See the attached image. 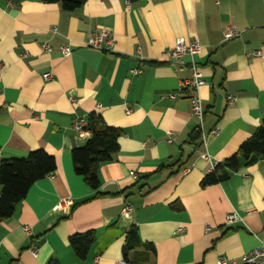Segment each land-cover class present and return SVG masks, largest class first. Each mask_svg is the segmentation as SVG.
<instances>
[{"label":"crops","instance_id":"0c3cea01","mask_svg":"<svg viewBox=\"0 0 264 264\" xmlns=\"http://www.w3.org/2000/svg\"><path fill=\"white\" fill-rule=\"evenodd\" d=\"M229 28L239 35L226 41ZM102 29L111 43L86 47ZM178 38L201 46L194 58L205 82L197 90L201 122L190 90L166 97L190 75L167 56ZM91 112L122 130L118 152L98 170L96 197L71 162L90 138L72 124ZM263 120L264 0H87L71 13L39 0H0V162L42 150L56 166L0 222V264H118L131 225L154 248L149 264H244L264 231V159L221 183L200 182ZM160 165L140 191L128 190ZM229 213L241 220L227 225ZM87 232L95 243L79 261L68 239Z\"/></svg>","mask_w":264,"mask_h":264},{"label":"trees","instance_id":"16d2710c","mask_svg":"<svg viewBox=\"0 0 264 264\" xmlns=\"http://www.w3.org/2000/svg\"><path fill=\"white\" fill-rule=\"evenodd\" d=\"M43 4H57L63 12H73L79 9L87 0H39ZM186 92V91H185ZM84 130L90 134L83 147L75 148L71 152V162L75 175L99 196L100 181L98 170L101 165L113 160L118 152V139L122 130L105 124L100 114L91 112L85 118ZM201 133L197 129L189 136V143L200 145ZM264 159V120L259 128L244 141L233 156L217 163L210 173L200 182L201 187L215 185L227 180L233 173L246 169ZM165 168L158 169L140 178L128 190L137 188L140 182ZM55 160L42 150L28 153L25 158L9 159L0 162V222L10 218L16 206L25 199L31 186L53 175ZM127 190H124L125 192ZM69 247L79 261H85L91 247L95 243V234L87 232L75 234L68 239ZM154 253L152 245L142 243L138 237L137 227L131 225L124 233L122 249L123 261L128 264H149V255ZM48 264H56L49 262Z\"/></svg>","mask_w":264,"mask_h":264},{"label":"built area","instance_id":"2783aa9c","mask_svg":"<svg viewBox=\"0 0 264 264\" xmlns=\"http://www.w3.org/2000/svg\"><path fill=\"white\" fill-rule=\"evenodd\" d=\"M238 33L233 29L229 28L224 33V40H231L233 38L238 37ZM106 41L108 44L111 43V38L109 36V32L107 30H100L93 34L90 38H88L85 42V46L88 48H93L96 50H103V43ZM48 46L44 45L43 49H47ZM201 51V46L197 42H187L183 38H178L175 43L173 49L167 53L168 58L170 59L172 65L175 68H181L187 66L189 70V78L185 81L179 83L177 87L176 93L167 94L166 97L169 100H174L178 96L183 95L185 90H190L191 96L189 97L190 105H191V114L199 120L202 121L204 110L202 107V102L199 96L197 95V90L199 87L205 84L201 73L199 72L198 66L194 60L195 56H197ZM60 54L63 57H69L71 54L70 46H62L60 48ZM187 60V61H186ZM134 75L140 73V70L132 71ZM44 80H49L51 78L50 74H44ZM86 123L83 119L75 120L72 124V129L74 132L82 136ZM213 134L215 131L212 132ZM170 143L171 140H168ZM200 158L203 160H209L207 154H200ZM217 163H211V171L214 169ZM132 208L129 205L124 206L121 211V216L124 218H128L132 213ZM240 217L235 213H229L225 216V222L227 225L233 224L235 222L240 221ZM23 230L25 232H29L30 229L28 227H24ZM180 231V229L178 230ZM35 249V248H33ZM244 264H264V231L262 233L261 238L259 239V245L257 248L251 250L248 254L243 257ZM118 264H128L123 260H120ZM218 264H225L224 259H220Z\"/></svg>","mask_w":264,"mask_h":264}]
</instances>
